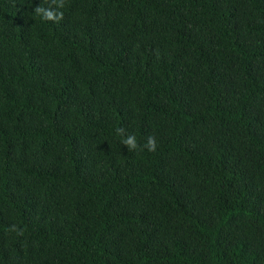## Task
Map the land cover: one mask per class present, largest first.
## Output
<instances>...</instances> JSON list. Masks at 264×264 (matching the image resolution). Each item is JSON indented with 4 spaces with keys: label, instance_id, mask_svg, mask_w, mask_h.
<instances>
[{
    "label": "trees",
    "instance_id": "obj_1",
    "mask_svg": "<svg viewBox=\"0 0 264 264\" xmlns=\"http://www.w3.org/2000/svg\"><path fill=\"white\" fill-rule=\"evenodd\" d=\"M0 264H264V0H0Z\"/></svg>",
    "mask_w": 264,
    "mask_h": 264
},
{
    "label": "clouds",
    "instance_id": "obj_2",
    "mask_svg": "<svg viewBox=\"0 0 264 264\" xmlns=\"http://www.w3.org/2000/svg\"><path fill=\"white\" fill-rule=\"evenodd\" d=\"M36 12H37L39 15H41L42 18H44V19H54V18H56V17L54 16L53 11H51V10H47V9H44V8H41V7H37V8H36ZM56 15H57V16H62L63 13H58V14H56ZM117 131H118V132H122L123 129H117ZM122 143H123L124 145H126V146H129L130 148H136V147H137L136 138H135L134 136H132V135H129V136H127L126 138H124V139L122 140ZM146 147H147V149H148L149 151H154V150H155L156 145H155V140H154V138L149 137L148 142H147V144H146Z\"/></svg>",
    "mask_w": 264,
    "mask_h": 264
}]
</instances>
